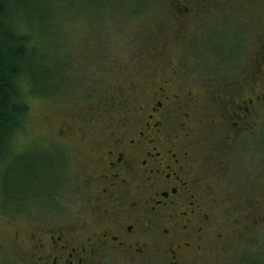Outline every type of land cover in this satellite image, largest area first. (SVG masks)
Returning <instances> with one entry per match:
<instances>
[{"label": "rangeland", "instance_id": "1", "mask_svg": "<svg viewBox=\"0 0 264 264\" xmlns=\"http://www.w3.org/2000/svg\"><path fill=\"white\" fill-rule=\"evenodd\" d=\"M118 1L40 0L54 8L47 42L61 35L62 44L50 45L49 52L67 55L70 80L51 97L27 95L29 115L18 143L31 155L59 148L68 159L69 183L56 213L33 206L5 211L0 200V264H38L39 236L76 225L93 189L86 161L95 140L91 127L107 129L119 115L110 107L126 97L129 86L141 94L131 106L142 103L144 92L151 93L174 68L197 94L191 144L202 187L212 191L214 202L207 263L264 264V0H142L145 12L139 16L132 10L129 19L107 16L102 8L110 3L118 9ZM234 35L241 43L230 44L236 62L216 64L212 48ZM243 99H253L252 113L246 128L235 132L233 108ZM2 188L0 179V199Z\"/></svg>", "mask_w": 264, "mask_h": 264}, {"label": "flooded vegetation", "instance_id": "2", "mask_svg": "<svg viewBox=\"0 0 264 264\" xmlns=\"http://www.w3.org/2000/svg\"><path fill=\"white\" fill-rule=\"evenodd\" d=\"M186 81L174 68L133 106L141 94L129 86L110 107L119 115L107 129L91 127L86 161L93 189L84 215L39 236L38 264H208L214 202L191 144L197 94ZM252 105L253 99L235 104V132L248 125Z\"/></svg>", "mask_w": 264, "mask_h": 264}, {"label": "trees", "instance_id": "3", "mask_svg": "<svg viewBox=\"0 0 264 264\" xmlns=\"http://www.w3.org/2000/svg\"><path fill=\"white\" fill-rule=\"evenodd\" d=\"M141 1L119 0L118 9L110 7V3L102 9L107 16L129 19V10L135 17L145 12ZM45 3L47 6L40 0H0V179L3 187L0 200L5 211H21L31 206L44 211L43 207H55L69 183L68 159L58 147L62 153L40 148L42 154L31 155L24 154L18 143L29 115L27 95L51 97L62 92L63 85L70 80L66 73L67 55L49 52L50 45L57 49L62 43L61 35L59 40L54 35L56 40L47 42L54 30L51 28L56 15L52 4ZM219 39L212 48L215 63L236 62L239 55L230 44L233 41L240 48L238 37ZM42 46L46 55L40 51ZM227 52L234 56L229 57Z\"/></svg>", "mask_w": 264, "mask_h": 264}]
</instances>
